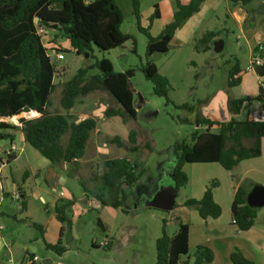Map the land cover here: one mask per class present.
Wrapping results in <instances>:
<instances>
[{
	"label": "rangeland",
	"instance_id": "rangeland-1",
	"mask_svg": "<svg viewBox=\"0 0 264 264\" xmlns=\"http://www.w3.org/2000/svg\"><path fill=\"white\" fill-rule=\"evenodd\" d=\"M114 1L123 14L120 31L130 37L122 47L101 51L92 46L91 52L77 56L67 40L55 39L52 33H45L43 39L57 73L54 78L55 87L49 97L47 113L66 115L70 122H79L86 118H92L97 122L95 129L97 131L91 133L84 158L76 163L53 166L27 144L15 129L0 130V133L8 132L13 136L11 141L0 140L1 163L7 160L6 153L12 147L15 148L12 151L15 160L4 164L0 172V237L9 243L14 264H25L29 261L28 256L36 257L38 259L36 264H155L156 239L161 236L162 231L168 237H172L178 230L175 220L177 209L161 211L148 207V201L142 195L143 191H139L138 188L133 192H130L131 189L124 190V194L128 197L123 203L122 212L112 209L114 196L108 193L103 184L106 173L104 162L116 160L115 158L119 156L125 157L126 160L127 158L136 160L144 172L138 185L141 189H148L147 191H151L160 179L158 171L160 166L165 167L164 178L170 183L174 165L172 151L174 144L182 141L190 144V136L195 130L204 132V127H196L194 124L196 117L201 118L204 114H211L214 107H218V112L221 113L226 103V108L229 110L228 101L234 100L235 92L238 94L234 89L241 83L244 71L246 72L253 59L264 61V44L254 54V50L251 51L239 38L237 28L226 17L222 18L219 24L215 22L209 25L212 26L211 30L219 32V39L224 41L221 54L212 51L211 43L209 51H196L194 49L198 40L196 39L184 45L171 41L166 54L155 53L147 58V38L137 29L130 0ZM138 1L140 27L148 29L149 35L155 38L160 34L163 26L161 21L153 20L149 15L152 14L153 8L164 0ZM260 1L255 0L253 6H257V2ZM254 26L264 30V14L258 17H254L253 14L250 16L247 27ZM58 54L62 55L61 60L55 58ZM102 59L110 62L115 72L134 71L129 85L133 92V108L136 116L127 123H123L119 117L105 118L106 110H115L119 106L104 93L80 98L70 111H65L61 107L63 84L79 69L88 68ZM147 60L155 65L162 77L168 80L170 104H167L164 98L154 95L152 84L146 81L141 73L140 69ZM236 64L240 70V82L237 86L228 88V73ZM253 72L256 73L255 69ZM94 75H99L96 68L88 72V76ZM260 79L264 81V77ZM256 94L255 97L259 94V88ZM246 97L250 95H245L243 98ZM223 98L226 100L225 104ZM180 105L192 106L193 111L175 108ZM257 111L261 112V110ZM253 114L250 115L251 119ZM35 117L34 113L28 112L9 119L1 118L0 122L10 127H19V119L31 120ZM131 131L137 135V147L136 150L129 152L128 147L131 145L128 144L127 139ZM67 137L64 136L63 145ZM115 137L124 141L126 146L117 148L110 144V140ZM249 144L246 142L245 146ZM194 165L187 164L183 169L191 178H193L191 169ZM51 171L61 174L65 179L64 183H60L54 190L45 182ZM225 173L234 185L243 186L248 191L254 185L264 186V141L260 158L241 162L231 172ZM212 181H216L218 186L221 184L218 179ZM20 190L24 193V199L19 194ZM190 191L191 186L186 185L181 188L176 197V204L181 203L185 196H189ZM60 193L69 194L79 208L78 212L84 211L85 214H82L79 220L76 219L77 222H74L71 230L63 225L61 243L66 248V252L59 257L45 250L41 239L42 231L32 225L42 227L48 239L56 236L53 203L58 199L67 202L65 198H59ZM14 195L18 198L15 199ZM100 195H103L101 199L105 205L94 207L92 203ZM40 196L45 201L42 202ZM87 199L92 205H88ZM23 202L25 210L22 209ZM258 211L264 214V207ZM66 213L70 217L73 212L68 210ZM98 221L105 222L109 226L108 237L104 235V230ZM109 237L112 243L110 249L95 248L92 245L107 241ZM195 249L196 247H191L189 250L188 264H192ZM0 258L2 259V254ZM221 259L218 264H231L228 257ZM185 261L186 257H181L179 264H185Z\"/></svg>",
	"mask_w": 264,
	"mask_h": 264
},
{
	"label": "trees",
	"instance_id": "trees-1",
	"mask_svg": "<svg viewBox=\"0 0 264 264\" xmlns=\"http://www.w3.org/2000/svg\"><path fill=\"white\" fill-rule=\"evenodd\" d=\"M234 5L246 7L251 0H229ZM262 1V0H261ZM264 1V0H263ZM132 14L136 20L139 32L147 38L146 57L155 53L166 54L168 45L176 31L193 15L197 14L205 0H188L186 4L175 2L172 21L165 25L160 34L153 38L148 29L140 27V4L138 0H130ZM159 18L158 7L153 8L151 19ZM123 14L114 0H0V119L12 118L23 113L34 112L37 118L19 119V127H10L0 122V130L15 129L22 135L24 141L35 149L41 157L51 165L76 163L85 155L86 145L91 133L95 131L97 122L86 118L79 122H70L66 115L47 113L49 97L55 87L56 70L52 64L46 47L43 44L45 34L52 33L55 39L67 40L77 56L91 52V47L109 51L122 47L130 37L120 31ZM219 38V32H206L196 40V51H209V44ZM259 47L254 49V54ZM134 52V50H133ZM96 68L99 75L88 76L89 70ZM146 81L153 86L154 95L164 98L167 104L169 82L162 77L154 64L149 60L140 69ZM240 70L236 64L228 73L227 87L232 88L240 82ZM134 76L133 70L118 73L105 59L96 61L92 66L79 69L76 74L62 86L61 107L70 111L80 98L91 94L104 93L119 106L115 110L104 112L105 118L119 117L123 123L135 119L133 108V92L129 80ZM263 90L259 89L257 97H246L240 100L228 101L229 111L238 115L247 111L249 115L254 104L264 111ZM176 109L193 111L189 105L175 106ZM184 122V121H182ZM196 127H204V132L195 130L190 136V144L177 142L172 147L174 165L172 179L178 190L185 187L188 177L183 171L187 164H217L226 172H231L241 162L260 158L262 142L264 141V121L259 122L247 117L242 121L230 120L226 123L212 122L196 117ZM217 127V133H212V127ZM67 141L63 145L64 136ZM11 133H0V140H12ZM128 151L137 147V135L131 131L127 139ZM246 142L250 144L246 147ZM110 144L123 148L125 142L115 137ZM15 160L8 155L6 163ZM1 164V160H0ZM106 173L103 184L110 195L114 196L111 207L118 209L125 200V189H132L140 180L143 170L136 162L121 158L104 162ZM218 183L211 181L200 200L187 199L183 206L195 210L202 220H216L221 215V208L214 202L213 190ZM249 191L243 186L235 188L231 204L232 225L238 232L249 231L255 223L257 210L246 204ZM24 199V193L21 192ZM103 195L96 197L102 205ZM25 210V204L22 203ZM67 204L58 203L54 208L56 220L71 227L66 216ZM100 224V221H98ZM34 228L39 226L33 224ZM43 233V232H42ZM60 229L59 237L62 236ZM41 239L45 250L57 256L66 252L61 240L56 244ZM155 264H179L181 257H186L189 263L188 228L178 222V230L173 237H168L163 231L155 242ZM231 264H255L235 248L229 256ZM192 264H214L210 249L198 246L193 253Z\"/></svg>",
	"mask_w": 264,
	"mask_h": 264
},
{
	"label": "crops",
	"instance_id": "crops-1",
	"mask_svg": "<svg viewBox=\"0 0 264 264\" xmlns=\"http://www.w3.org/2000/svg\"><path fill=\"white\" fill-rule=\"evenodd\" d=\"M176 1L180 2L181 4H186L188 2V0H164L163 2L157 4L159 11V18L157 19V21H161L163 27L172 21ZM254 1L255 0H251V2L246 7H242L240 5L232 4L229 0H205V2L201 5L199 12L190 17L183 24V26L176 31L172 41L177 42L179 45L192 43L196 39H199L204 32L213 31L210 29V27H212L209 26L210 24L213 25V23L215 22L216 24H219L221 19L226 17V19L231 20L233 25L237 28L240 34L239 38L244 41L245 45L249 47L251 51H253L256 47H260L262 44H264V30L259 29L257 26H254L253 28L247 27L250 16L254 14V12L260 7L262 3H264V1L262 0L260 2H257V6H253ZM151 15L149 16L151 17ZM223 24L225 25L226 23ZM261 81L262 80L260 79V76L257 74V72L254 73L253 71H244V74L241 78V83L234 89V91H238V94L235 92L236 96L234 95V100L241 99L245 95L255 97L257 95V88H259V82ZM223 99L225 104L226 100L225 98ZM226 104L224 105L221 113L218 112V107H214L211 110V114H204L201 118L218 123H226L232 119L242 121L247 117L251 119L250 115H252L254 112H257V110H260L259 104L256 103L254 104L249 115H247V111L244 110L241 111L238 115H233L228 110V108H226ZM96 131L97 130H95V132ZM210 131L212 133H217V127H212ZM121 158L122 156H119L115 159ZM127 160L131 163H137V161L132 158H127ZM4 164H6V161L3 160V163L0 164V172L4 167ZM217 166L219 165L195 164L191 169L193 178H191V176H189V174L184 171L188 177L187 186H191L190 195L185 196L181 203H179L178 205L176 204L175 200V206L171 211L177 209L175 215L177 224L178 222H180L182 225H185L188 228V250H190L191 247H206L210 249L213 254V263L218 264V261L221 259V257V260H224V257H228L229 259L232 251L237 248L247 259H249L253 263L264 264V214L260 213V211L257 212L254 226L249 231L238 232L236 230V228L232 225L230 209L235 188L239 185H234L233 182L229 179L227 173H225L226 171L221 166ZM164 169L165 167L163 166H160L158 168L160 179L156 182L155 187L152 188L151 191H147L148 189H145L146 191L144 189H141V187H139L138 185V181L130 192H133L134 189L138 188L139 191H143L142 195L148 201L151 196L156 193L160 184L165 181L166 178H164ZM214 179L220 180L221 183L219 186H217V188L213 190V199L214 202L221 208V215L216 220H202L195 210L184 207L183 202L187 199L200 200L205 191V187ZM64 181L65 179L61 174L51 171L45 182L47 183L48 187L54 190L60 183H64ZM19 194L21 195V190L19 191ZM127 197L128 196L125 195L124 201L127 200ZM132 197H134L133 194ZM59 198H65L67 202L64 203L61 199H58V201L53 203V209L58 202L67 204L66 211L71 210L73 212L69 217L65 211L66 216L70 219L71 222V230L74 222H77V220H79V217L82 214H85V212H78L79 208L77 207V205H75L74 199L71 198L69 194H63V196H59ZM40 200L42 202L45 201L41 196ZM124 201L122 202V206L120 208H111L116 211L122 212ZM87 202L88 205L93 204L94 207H103V205L97 200H94L92 204H90L91 202L88 199ZM54 222L56 236L51 237L50 239H48L44 229L42 227H39V229L43 232L45 241L52 245L56 244L59 238L60 240H62L63 237H59V232L60 229L63 228V225L56 220L55 215ZM100 225L104 230V235L108 237V232H110L109 226L105 222H101ZM176 232L174 233V235L176 234ZM107 239L108 243L106 247L110 249L112 245L111 239L110 237ZM92 245L95 248L99 247V244L96 243H93ZM10 251L11 249L9 243L6 242L2 237H0V255L2 254V259L0 258V264H14L11 258ZM28 257L32 258L33 256ZM37 261L33 264H36Z\"/></svg>",
	"mask_w": 264,
	"mask_h": 264
},
{
	"label": "water",
	"instance_id": "water-1",
	"mask_svg": "<svg viewBox=\"0 0 264 264\" xmlns=\"http://www.w3.org/2000/svg\"><path fill=\"white\" fill-rule=\"evenodd\" d=\"M264 14V3L254 12L253 16ZM211 49L215 54H221L224 49V41L222 39H215L211 43ZM255 71L260 77H264V66L256 67ZM178 188L175 185L171 176V182L166 180L158 187V190L148 200V207L161 210L171 211L175 206V200L178 194ZM246 204L252 209H261L264 207V186L254 185L253 188L247 193Z\"/></svg>",
	"mask_w": 264,
	"mask_h": 264
},
{
	"label": "built area",
	"instance_id": "built-area-1",
	"mask_svg": "<svg viewBox=\"0 0 264 264\" xmlns=\"http://www.w3.org/2000/svg\"><path fill=\"white\" fill-rule=\"evenodd\" d=\"M39 33H40V34H45V32H43V31H39ZM43 39H44V38H43ZM55 58H56L57 60H61V59H62V55H61V54L55 55ZM263 66H264V61L261 60V59L255 58V59L252 60L251 64H250L249 67L247 68V71H253L256 67H263ZM259 89H261V90L264 91V81L259 82ZM27 113H28V112H27ZM32 113H34V112H32ZM34 114L36 115L35 118H37V114H36V113H34ZM26 120H27V119H26ZM253 120H255V121H259V122H263V121H264V111H263V112H262V111H261V112H260V111L255 112V113L253 114ZM13 150H15L14 147H12V148L10 149V151L6 153V156H8V155H13V154H12V151H13ZM59 196L62 197V196H63V193H60ZM13 197H14L15 199L18 198V196H16V195H14ZM107 243H108V241H104V242H102V243L99 244V247H106V246H107ZM36 261H37V258H36V257H32V258H29V261L26 262L25 264H33V263L36 262Z\"/></svg>",
	"mask_w": 264,
	"mask_h": 264
},
{
	"label": "flooded vegetation",
	"instance_id": "flooded-vegetation-1",
	"mask_svg": "<svg viewBox=\"0 0 264 264\" xmlns=\"http://www.w3.org/2000/svg\"><path fill=\"white\" fill-rule=\"evenodd\" d=\"M166 180V179H165ZM163 182H165V181H163Z\"/></svg>",
	"mask_w": 264,
	"mask_h": 264
}]
</instances>
